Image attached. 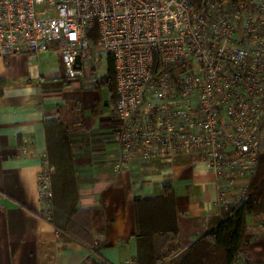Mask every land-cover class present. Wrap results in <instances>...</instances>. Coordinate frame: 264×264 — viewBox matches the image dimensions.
Returning <instances> with one entry per match:
<instances>
[{
    "label": "built area",
    "instance_id": "built-area-1",
    "mask_svg": "<svg viewBox=\"0 0 264 264\" xmlns=\"http://www.w3.org/2000/svg\"><path fill=\"white\" fill-rule=\"evenodd\" d=\"M23 50L57 51L64 77L87 86L107 79L100 55L113 60L116 171L192 153L219 207L248 196L264 132V0H0V54ZM38 193L53 221L48 159Z\"/></svg>",
    "mask_w": 264,
    "mask_h": 264
},
{
    "label": "crops",
    "instance_id": "crops-1",
    "mask_svg": "<svg viewBox=\"0 0 264 264\" xmlns=\"http://www.w3.org/2000/svg\"><path fill=\"white\" fill-rule=\"evenodd\" d=\"M98 85L66 79L54 50L0 54V264H139L134 198L162 195L166 185L180 228L171 262L223 219L216 179L195 154L136 158L114 169L120 154L116 121L101 93L107 86ZM56 118L74 138L77 208L66 223L40 213L38 193V175L49 161L47 121ZM246 238L241 253L264 261L263 214L247 217ZM154 240L159 251L158 234Z\"/></svg>",
    "mask_w": 264,
    "mask_h": 264
},
{
    "label": "trees",
    "instance_id": "trees-1",
    "mask_svg": "<svg viewBox=\"0 0 264 264\" xmlns=\"http://www.w3.org/2000/svg\"><path fill=\"white\" fill-rule=\"evenodd\" d=\"M104 77L107 79L98 86H107L110 96L108 102L113 107L118 95L114 62L111 58ZM47 132L54 205L53 221L55 216H59L63 223H66L77 208L74 138L69 125L60 118L47 121ZM261 145L246 199L222 208L223 219L199 236L177 263L170 261L172 264H233L243 247L248 245L247 217L252 214L264 215V150H261ZM134 213L137 227L135 234L139 242L138 263L163 264L168 256L178 250L180 232L171 185L165 186L162 195H136ZM63 223L58 224L59 228L63 227ZM155 234L160 237L159 251L155 246ZM245 264H264V261L246 258Z\"/></svg>",
    "mask_w": 264,
    "mask_h": 264
},
{
    "label": "rangeland",
    "instance_id": "rangeland-1",
    "mask_svg": "<svg viewBox=\"0 0 264 264\" xmlns=\"http://www.w3.org/2000/svg\"><path fill=\"white\" fill-rule=\"evenodd\" d=\"M107 67H108V61H107V55L104 54L103 55V62L102 65L97 69L98 75L99 77H104L107 74ZM100 84V83H99ZM102 96L104 98V96L106 95L107 98H109V91L108 88H104L101 90ZM262 142L263 144L261 145V150H264V132H263V137H262ZM166 261H170V259H166L164 262ZM163 262V264H164Z\"/></svg>",
    "mask_w": 264,
    "mask_h": 264
},
{
    "label": "water",
    "instance_id": "water-1",
    "mask_svg": "<svg viewBox=\"0 0 264 264\" xmlns=\"http://www.w3.org/2000/svg\"><path fill=\"white\" fill-rule=\"evenodd\" d=\"M77 63H78V66H79V64H80V56H78Z\"/></svg>",
    "mask_w": 264,
    "mask_h": 264
}]
</instances>
